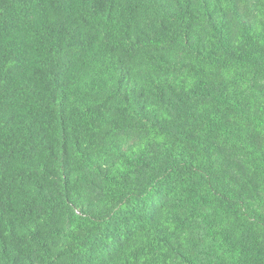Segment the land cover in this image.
Instances as JSON below:
<instances>
[{
  "label": "trees",
  "instance_id": "trees-1",
  "mask_svg": "<svg viewBox=\"0 0 264 264\" xmlns=\"http://www.w3.org/2000/svg\"><path fill=\"white\" fill-rule=\"evenodd\" d=\"M0 264H264V0H0Z\"/></svg>",
  "mask_w": 264,
  "mask_h": 264
}]
</instances>
